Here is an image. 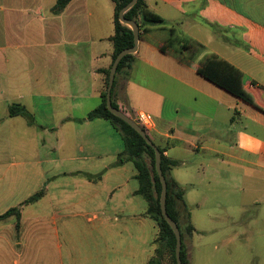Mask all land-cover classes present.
<instances>
[{
	"label": "crops",
	"instance_id": "crops-1",
	"mask_svg": "<svg viewBox=\"0 0 264 264\" xmlns=\"http://www.w3.org/2000/svg\"><path fill=\"white\" fill-rule=\"evenodd\" d=\"M55 2L0 0V139L13 151L29 132L36 143V152H24L34 166L14 162L0 174V215L20 211L18 221H0V264H148L158 228L137 194L136 169L130 161L117 164L124 145L111 123L87 120L100 104L98 71L111 64L113 4L72 0L54 15ZM146 4L163 24L144 26L150 31L115 74L112 100L132 119L138 113L151 118L153 127L145 132L178 163L169 177L184 189L191 225L199 210L202 219L214 221L222 216L217 199L238 189L240 175L264 174V0ZM165 28L192 49L179 55L176 42L165 47ZM197 49L206 55L192 64ZM211 55L243 74L255 105L196 73ZM11 105L23 106L29 117L9 116ZM217 251L202 249L201 263L209 264V253ZM186 256L194 264L190 248Z\"/></svg>",
	"mask_w": 264,
	"mask_h": 264
},
{
	"label": "trees",
	"instance_id": "trees-1",
	"mask_svg": "<svg viewBox=\"0 0 264 264\" xmlns=\"http://www.w3.org/2000/svg\"><path fill=\"white\" fill-rule=\"evenodd\" d=\"M72 0H56L51 8V13L54 15L61 14ZM114 7L113 13V35L110 37L112 45L111 64L106 69H101L98 72L102 75V89L100 92V104L87 115V120L105 119L111 123L113 128L120 134L124 150L118 156L117 164H122L125 161L133 163L136 169V179L138 180L137 194L142 196L147 203L146 216L153 220L158 228V233L153 241V256L148 264H169L163 263L162 259L168 255L172 264H176L175 260V237L172 229L163 219L160 211V193L161 185L154 166V151L145 141L126 123L113 116L106 109V90L108 85L109 69L119 52L133 46V34L130 28L121 24L118 20L119 11L125 7L131 0H110ZM125 19L134 21L139 28V39L150 31L145 28L147 25H162L163 19L158 14L152 12L146 0H137V3L124 14ZM168 34V40L165 47H171L173 42L180 45V49L176 52L181 55L184 50L192 49V45L187 39L178 36L174 29L165 28ZM132 59V55L125 56L117 67L116 74ZM196 73L204 80L208 81L224 92L244 101L255 105L253 96L243 87V74L227 61L221 60L216 56L208 57L200 67L196 69ZM115 84V82H114ZM111 90V104L114 108L118 106L113 102V90ZM9 116L29 117L27 110L20 105H11L8 110ZM161 154V170L165 177L167 194H166V212L168 216L176 223L181 235V263L189 264L186 253L184 251V234L182 225L185 227V232L188 238L194 232V228L190 223V215L184 203V189L180 187L169 177V172L172 168L177 167L176 161L167 159L163 156V150L158 149ZM42 191L36 193L28 199L27 203L37 201ZM15 217L18 221L20 218L19 208H10L5 213L0 215V221L9 217Z\"/></svg>",
	"mask_w": 264,
	"mask_h": 264
},
{
	"label": "rangeland",
	"instance_id": "rangeland-1",
	"mask_svg": "<svg viewBox=\"0 0 264 264\" xmlns=\"http://www.w3.org/2000/svg\"><path fill=\"white\" fill-rule=\"evenodd\" d=\"M106 1L112 5L110 0ZM194 51L191 55L194 58H191L192 64L197 63L206 55L205 50L197 49ZM176 69L181 70L184 68L176 65ZM116 87L117 77L113 92H115ZM129 99L135 102V99ZM143 104L146 105L145 102ZM19 144L17 147L15 146L16 148L13 151L7 141L0 139V163L4 169H0V174L6 171V166L14 162L33 161L32 165L34 166L33 156L24 157L26 155L24 154L25 151L36 152L35 138L31 135V132L24 136L23 141H20ZM7 151L13 152L15 154L14 158L12 156L7 157L8 154L5 153ZM28 181L30 183L35 182V175L29 177ZM234 185L238 189H234L230 195L225 191L223 197L217 199L222 204V216L214 221H206L202 219L201 210L196 212L192 224L197 231L191 239L187 237L185 227L182 225L184 251L186 253L188 248L191 249L194 264H202L199 253L205 247H219V251L209 253V256L213 257L209 264H264V174L256 173L249 177L240 175L239 179L234 181ZM0 208L2 210L3 205ZM207 208L215 209L216 207L209 204ZM32 209L38 211L36 206H33ZM2 213L4 211H1ZM229 216L233 217L234 221L228 218ZM209 227H216L219 231L208 235L201 231ZM162 262L172 264L168 255L164 256Z\"/></svg>",
	"mask_w": 264,
	"mask_h": 264
},
{
	"label": "water",
	"instance_id": "water-1",
	"mask_svg": "<svg viewBox=\"0 0 264 264\" xmlns=\"http://www.w3.org/2000/svg\"><path fill=\"white\" fill-rule=\"evenodd\" d=\"M137 3V0H131L125 7H123L119 13H118V20L121 24L127 26L131 29L133 34V46L128 49H124L121 52L117 54L114 61L112 62V65L109 69V75H108V85L106 90V109L108 112H110L113 116L120 119L124 123H126L129 127H131L144 141L145 143L151 147L154 151V166L155 170L161 185V193H160V211L162 214L163 219L166 221V223L169 225V227L172 229V232L175 237V260L176 264H182L181 263V235L179 228L177 227L176 223L168 216L166 212V194H167V186L165 177L163 176L162 170H161V154L158 150V148L152 143V141L147 136L145 130L140 127L131 117L124 114L120 109H116L111 104V90L114 84L115 74L117 71V67L120 63V61L127 55H133L137 52V46L139 41V28L138 25L134 21H130L125 19L124 14L131 9L135 4Z\"/></svg>",
	"mask_w": 264,
	"mask_h": 264
},
{
	"label": "built area",
	"instance_id": "built-area-1",
	"mask_svg": "<svg viewBox=\"0 0 264 264\" xmlns=\"http://www.w3.org/2000/svg\"><path fill=\"white\" fill-rule=\"evenodd\" d=\"M133 120L144 130L153 127V122L151 118L145 113H138Z\"/></svg>",
	"mask_w": 264,
	"mask_h": 264
}]
</instances>
